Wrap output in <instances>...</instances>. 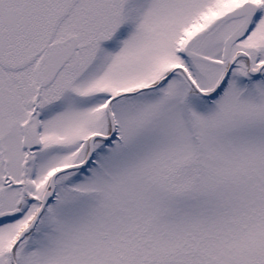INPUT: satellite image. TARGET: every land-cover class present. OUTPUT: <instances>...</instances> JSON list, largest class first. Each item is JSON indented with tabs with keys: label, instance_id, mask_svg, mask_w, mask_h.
<instances>
[{
	"label": "snow or ice",
	"instance_id": "obj_1",
	"mask_svg": "<svg viewBox=\"0 0 264 264\" xmlns=\"http://www.w3.org/2000/svg\"><path fill=\"white\" fill-rule=\"evenodd\" d=\"M0 264H264V0H0Z\"/></svg>",
	"mask_w": 264,
	"mask_h": 264
}]
</instances>
